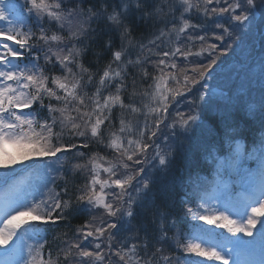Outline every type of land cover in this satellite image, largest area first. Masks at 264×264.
Returning <instances> with one entry per match:
<instances>
[{
	"label": "snow or ice",
	"instance_id": "6c2138e0",
	"mask_svg": "<svg viewBox=\"0 0 264 264\" xmlns=\"http://www.w3.org/2000/svg\"><path fill=\"white\" fill-rule=\"evenodd\" d=\"M257 26L264 0H0V264H264V95L249 151L206 87Z\"/></svg>",
	"mask_w": 264,
	"mask_h": 264
},
{
	"label": "rangeland",
	"instance_id": "374dc122",
	"mask_svg": "<svg viewBox=\"0 0 264 264\" xmlns=\"http://www.w3.org/2000/svg\"><path fill=\"white\" fill-rule=\"evenodd\" d=\"M259 13L257 12V25L259 20ZM264 29H261V32ZM264 36L259 32L258 26L253 27L251 31L247 33L245 43L242 49H236L234 54H229L230 59L226 64V69L222 71V74L211 75V78L207 81L208 90H222L231 88L237 85L239 88L248 87L258 78L260 82L264 83V74L261 71V60L264 59ZM256 46V53H254V47ZM261 51V53H259ZM12 148L9 146V151ZM249 161V166L252 167ZM254 165L256 162H253ZM4 169H0V173H3ZM18 180H22L23 177H18ZM4 188L0 189V203L3 201Z\"/></svg>",
	"mask_w": 264,
	"mask_h": 264
},
{
	"label": "trees",
	"instance_id": "16d2710c",
	"mask_svg": "<svg viewBox=\"0 0 264 264\" xmlns=\"http://www.w3.org/2000/svg\"><path fill=\"white\" fill-rule=\"evenodd\" d=\"M92 57L89 56L87 57V61H92ZM86 61V62H87ZM103 63V62H102ZM251 92L254 91V88L250 89ZM232 94V93H231ZM248 94H244L241 96L242 98L248 97ZM237 120L239 121L242 129H243V136H244V141L249 145H253V141L258 139L259 134L261 133V129L259 127V124L251 117L247 115V113L244 110V107L241 106V111L237 113ZM227 150V146L225 145L224 151ZM103 151V150H101ZM206 153L204 151H201L199 155V160H198V165L194 166L193 171L199 172V175L201 176H208L209 179L212 178V176L209 175V172L214 171V165L213 161L209 162V160L206 159ZM178 166H183L178 162ZM78 221H73V223H77ZM206 228H212L211 225H204ZM218 232H223L226 234V230L224 229H216Z\"/></svg>",
	"mask_w": 264,
	"mask_h": 264
}]
</instances>
